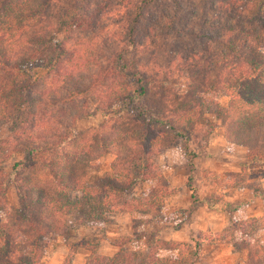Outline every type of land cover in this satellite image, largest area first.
Returning a JSON list of instances; mask_svg holds the SVG:
<instances>
[{"label": "trees", "instance_id": "1", "mask_svg": "<svg viewBox=\"0 0 264 264\" xmlns=\"http://www.w3.org/2000/svg\"><path fill=\"white\" fill-rule=\"evenodd\" d=\"M53 1L0 0V129L10 135L0 141V152L13 158L7 167L0 164V205L12 186L20 206L0 225V264H42V239L60 234L69 219L98 223L104 214L135 209L160 215L164 197L158 190L165 187L153 155L162 139L177 142L200 125L203 103L197 94L205 90L209 56L221 65L217 84L227 103H212L208 113L221 122L223 140L244 151L242 171L264 165V0H70L77 9L74 21L51 44L48 33L29 31L28 25L45 16ZM169 40L173 46L166 47ZM219 46L226 54L215 56ZM157 51L166 55L165 64ZM91 54L94 100L113 117L78 133L73 128L82 112L75 98L86 70L80 60ZM52 68L62 78L57 82L55 73L46 85L47 76L37 70ZM103 156L113 158L109 174L90 186L89 171ZM150 180L159 188L142 200L115 203ZM217 204L208 201L215 211ZM202 242L171 244L154 232L134 234L110 257L89 248L83 264H188ZM168 250L177 259L159 254ZM245 264H264V247L249 249Z\"/></svg>", "mask_w": 264, "mask_h": 264}, {"label": "rangeland", "instance_id": "2", "mask_svg": "<svg viewBox=\"0 0 264 264\" xmlns=\"http://www.w3.org/2000/svg\"><path fill=\"white\" fill-rule=\"evenodd\" d=\"M51 5L45 16L28 26L29 31L33 28L44 30L52 44L58 43L65 36L58 30L72 24L77 9L70 0H54ZM48 27L51 29L46 31ZM65 32L69 33V30L65 29ZM67 42L70 45L73 43L69 40ZM164 42L166 47L173 46L171 40ZM51 47L46 54H50ZM219 52L226 54L220 46L214 47L212 54L217 56ZM155 54L158 62L165 64L166 55L160 51ZM93 58L91 54L86 61L80 60L86 70L81 79L85 85L79 87L78 97L75 98L76 107L82 112L81 119L73 128L78 133L97 129L113 117V111H105V105H99L94 100L98 90L90 88L89 84V75L95 71L90 65ZM207 59L205 90L197 94L203 103L202 117L198 122L200 125L193 135L177 142L169 144L162 139L153 155V168L166 192L162 187L158 190V196L164 197L160 215L152 211L140 213L135 209L130 213L116 210L104 214V222L98 223L77 225L69 219L60 234L42 239V264H63L66 261L83 264L90 253L89 248H94L96 255L110 257L122 239H130L134 234L141 238L151 232L171 244L188 245L197 238L202 239L196 257L188 264H245L249 249L264 247V165H246L242 171L241 166L245 164L244 151L223 140L221 122L208 113L207 106L212 103H216L218 108H224L227 97L217 84L221 65L215 64L216 61L211 60L210 56ZM62 65L58 64V68L61 69ZM43 70H37L38 76L46 75L47 85L49 81L52 82L55 68L46 73ZM61 76L56 73L54 79L58 82ZM8 136L6 127L0 129L1 142ZM3 146L0 145V150ZM4 157L5 153L0 152V164L7 167L13 158ZM112 160L110 156L98 160L96 167L89 171L87 182L90 186L109 174ZM156 182L150 180L135 184L129 192L117 197L115 203L142 200L153 188H159ZM242 182H247L249 187H243ZM213 200L218 202L217 211L208 206V201ZM131 205L135 207L136 204ZM18 210L20 206L15 190L9 186L0 205V225L9 223ZM159 254L171 260L177 259L174 250ZM181 256L184 260L185 256Z\"/></svg>", "mask_w": 264, "mask_h": 264}]
</instances>
